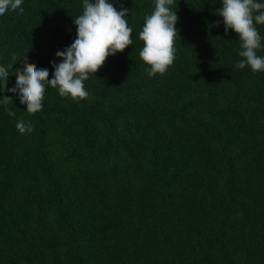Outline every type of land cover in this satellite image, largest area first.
Wrapping results in <instances>:
<instances>
[{
  "label": "trees",
  "instance_id": "16d2710c",
  "mask_svg": "<svg viewBox=\"0 0 264 264\" xmlns=\"http://www.w3.org/2000/svg\"><path fill=\"white\" fill-rule=\"evenodd\" d=\"M108 2L133 43L89 74L87 99L49 85L29 114L0 87V264H264V71L235 67L222 0H174L175 60L152 77L139 33L155 0ZM21 7L0 16L7 88L26 54L52 78L83 0Z\"/></svg>",
  "mask_w": 264,
  "mask_h": 264
},
{
  "label": "clouds",
  "instance_id": "9594fccd",
  "mask_svg": "<svg viewBox=\"0 0 264 264\" xmlns=\"http://www.w3.org/2000/svg\"><path fill=\"white\" fill-rule=\"evenodd\" d=\"M23 0H0V16L8 10L16 11ZM174 0H155L154 10L145 16L139 38L143 47L139 52L141 60L148 65L149 77L156 74L163 75L175 60V40L178 34L176 23L178 16L171 6ZM223 18L225 34L233 30L239 40L241 58L235 65L238 69L250 67L253 72L264 71V57L257 54L261 49V35L255 25H264V3L257 0H222V6L217 9ZM129 10L121 6V10L109 3L108 0H83V12L74 19L76 38L63 51H57L60 63L52 61L54 72L49 80L48 69H37L29 63L27 54L20 62L23 67L15 69L16 83L7 88L9 73L6 67L0 66V81L5 90L18 94L21 104H26V111L35 114L42 110L46 86L58 90L61 97H71L73 100H84L89 96L84 82L89 74H95L106 62L109 56L123 52L132 43V28L128 26L126 16ZM17 56L12 55V68L17 63ZM12 98L4 96L0 101L4 106L12 103ZM6 111L9 116H15L11 110ZM17 130L24 134L31 132V122L23 120L17 122Z\"/></svg>",
  "mask_w": 264,
  "mask_h": 264
}]
</instances>
